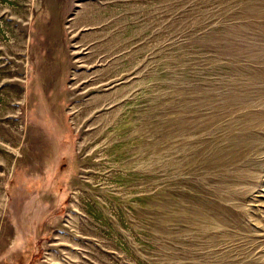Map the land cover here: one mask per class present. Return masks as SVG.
<instances>
[{
    "label": "rangeland",
    "instance_id": "rangeland-1",
    "mask_svg": "<svg viewBox=\"0 0 264 264\" xmlns=\"http://www.w3.org/2000/svg\"><path fill=\"white\" fill-rule=\"evenodd\" d=\"M0 264H264V0H0Z\"/></svg>",
    "mask_w": 264,
    "mask_h": 264
}]
</instances>
